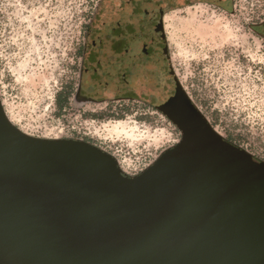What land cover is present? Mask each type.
I'll return each instance as SVG.
<instances>
[{"label": "water", "instance_id": "obj_1", "mask_svg": "<svg viewBox=\"0 0 264 264\" xmlns=\"http://www.w3.org/2000/svg\"><path fill=\"white\" fill-rule=\"evenodd\" d=\"M180 141L126 176L86 142L32 137L0 101V264H264V162L179 86Z\"/></svg>", "mask_w": 264, "mask_h": 264}, {"label": "rangeland", "instance_id": "obj_2", "mask_svg": "<svg viewBox=\"0 0 264 264\" xmlns=\"http://www.w3.org/2000/svg\"><path fill=\"white\" fill-rule=\"evenodd\" d=\"M98 3L0 0V101L22 132L86 142L133 177L125 171L149 167L181 134L138 100L76 98ZM234 6L230 14L215 9L169 13L170 63L213 130L264 162V0H234Z\"/></svg>", "mask_w": 264, "mask_h": 264}, {"label": "flooded vegetation", "instance_id": "obj_3", "mask_svg": "<svg viewBox=\"0 0 264 264\" xmlns=\"http://www.w3.org/2000/svg\"><path fill=\"white\" fill-rule=\"evenodd\" d=\"M234 8V0H99L90 22L76 98L99 103L112 95L157 110L178 86L183 89L170 63L167 15L186 9L230 14ZM260 36L264 38L263 33Z\"/></svg>", "mask_w": 264, "mask_h": 264}, {"label": "built area", "instance_id": "obj_4", "mask_svg": "<svg viewBox=\"0 0 264 264\" xmlns=\"http://www.w3.org/2000/svg\"><path fill=\"white\" fill-rule=\"evenodd\" d=\"M147 166H148V165H147ZM147 166H146V167H147ZM146 167H144L143 169H139L138 171H137V169H135V168L129 169V167H128V169H129V170H132L133 173H128V172H126L124 169H123V171H125V173H127V175H138L139 173H141L142 171H144V169H145ZM134 172H135V173H134Z\"/></svg>", "mask_w": 264, "mask_h": 264}, {"label": "trees", "instance_id": "obj_5", "mask_svg": "<svg viewBox=\"0 0 264 264\" xmlns=\"http://www.w3.org/2000/svg\"><path fill=\"white\" fill-rule=\"evenodd\" d=\"M264 25V24H263Z\"/></svg>", "mask_w": 264, "mask_h": 264}]
</instances>
